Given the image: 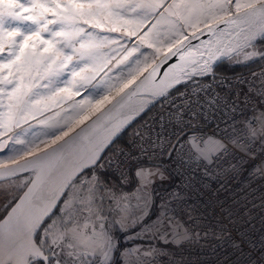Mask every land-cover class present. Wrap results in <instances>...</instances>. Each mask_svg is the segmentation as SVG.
I'll return each mask as SVG.
<instances>
[{"label": "snow or ice", "instance_id": "1", "mask_svg": "<svg viewBox=\"0 0 264 264\" xmlns=\"http://www.w3.org/2000/svg\"><path fill=\"white\" fill-rule=\"evenodd\" d=\"M137 7L155 10L162 5L133 6L105 0H0V137H7L0 140V151L7 148L11 160L45 143L41 137H56L53 147L0 169V178L27 171L35 176L28 181L31 187L25 198L8 219L0 221V264H114L117 252L120 264H146L153 250H121L117 233H125L128 240L159 237L176 244L191 238L169 207V200L161 201L159 213L153 214L152 186L157 178L164 179L162 160L171 161L176 172L183 175L181 169L193 164L207 167L227 156L229 145L254 162L264 156V72L253 73L249 80L216 82V87L229 92L237 86L246 87L244 103L248 104L251 97L258 98L259 103L253 104L252 115L242 122L243 128H238L235 121L230 123L229 117L222 120L223 128L216 123L211 135L202 134L201 120L212 122L217 112L227 117L239 105L236 100L229 103L228 96L216 92L211 84L196 83L200 78L214 80L215 64L233 55L244 54L238 63L264 59V53L246 51L264 42V0H184L165 9L170 12L183 8L190 15L214 21L200 33L209 35L208 42L200 43L204 48L215 47L219 56L211 49L206 56L201 52L198 59L202 58V63L153 93V100L166 97L169 89L178 96L168 102L166 111L138 128L125 146L113 148L149 102L113 115L117 108L123 109L122 101L128 94L124 88L133 82L120 89L123 95L109 97L122 77L113 79L104 72L108 59L101 56V49L109 46V51L118 55L126 50L121 43L125 36L137 37L138 46L149 40L152 28L140 35L139 25L125 36L109 35L119 31L115 25L121 11L126 14ZM220 23L235 33H229V42L223 45L219 41L213 44L212 40L224 31ZM102 29L106 32L98 31ZM130 55L128 52L113 67L125 64ZM189 82L194 83L190 91L180 92L176 87ZM82 90L84 96L76 100ZM66 102L74 116L90 109L94 119L84 124L91 118L84 116L77 122L84 125L79 131L69 127L72 118L63 123L57 120L58 112L37 119ZM97 128L102 129V135ZM59 132L63 135H57ZM253 172L264 174V159L254 163ZM29 197L32 207L21 212L24 199Z\"/></svg>", "mask_w": 264, "mask_h": 264}, {"label": "rangeland", "instance_id": "2", "mask_svg": "<svg viewBox=\"0 0 264 264\" xmlns=\"http://www.w3.org/2000/svg\"><path fill=\"white\" fill-rule=\"evenodd\" d=\"M105 2H118L133 6L137 3H161L162 5V7L155 10L137 7L135 11L129 10L126 14L121 11L119 22L115 25L119 31L109 33V35L114 37L125 36L126 33L136 30L138 25L140 26V35L149 28H152V32L149 33V40L142 46H138L139 40L137 37L125 36L121 43L124 44L126 50L119 52L118 55L110 52L109 46L101 49V56L108 59V68H112L111 72H108V68H105L104 72H107L113 79L116 76L122 77L117 87L108 94L110 98L115 97L120 89L124 88L125 84L142 74L182 38L214 22L209 21L204 16L190 15L188 10L183 8H173L170 12L165 11L170 5L183 3L184 0H105ZM241 2H244V0H241ZM123 21H127V23L125 24ZM98 31L106 32V29ZM44 38L47 39V36L44 35ZM37 49H39V43H37ZM253 50L264 53V42L257 43L255 49H246L247 52ZM128 52H131V55L128 56L125 64L114 68L113 65L116 64V61L128 55ZM243 58V53L234 55L231 59H228V65L240 68L251 67L254 64H260V66L248 72L234 74L233 77L228 75L224 78L211 80L212 82L209 83L211 85L215 84L212 87L216 92L227 95L229 103L236 100L239 105L237 111L234 114L229 113L227 117L224 116L223 112H217L212 122L206 123L201 120V124L204 125L202 134L211 135L216 128V123H219L220 127L223 128L224 123L222 120L229 119V117L231 118L230 123L235 121L238 128H243L242 122L252 115L253 104L258 105L259 101L256 97H251L248 104L244 103V94L247 92L246 87L237 86L230 92L227 89L216 87V82L220 80L229 82L237 78L249 80L252 78L253 73L264 72V59L238 63ZM237 92H239V96H237ZM83 96L84 91L82 90L81 95L75 97V99L79 100ZM162 102H159L162 103V106L158 108L166 111L169 107V101ZM65 108L68 109L67 113L61 110ZM57 112L59 116H55ZM150 112L151 109L143 117L141 116L140 120L132 124L129 129L128 141L138 128L151 120ZM52 116H55L61 123L64 119L72 118L73 122L69 127L74 130L79 126L77 122L83 119L84 116L91 117V110L86 109L79 116H74L69 104L66 102L59 108H54L45 113L44 117H38L37 119ZM29 123H34V121H29ZM24 126L26 125H22V127ZM67 130L68 128H65V131ZM13 131H19V129ZM8 135H11V133ZM57 135L62 136L63 133L59 132ZM55 138L54 136L41 137L40 139L44 140L45 143L39 144L38 147H32L28 152L14 156L11 160L7 158L10 153L5 148L0 151V165L40 151L51 145L52 140ZM4 139H7V137H0V140ZM9 144H11V141H9ZM125 145L126 143L115 144L113 148ZM16 147L20 148L22 146L16 145ZM256 147L259 148V145L257 144ZM229 148L231 149L230 154L222 157L219 161H214L210 166L193 164L191 168L181 169L183 175L176 172L175 165L171 161L164 159L160 162L164 179L157 178L152 186L155 202L152 209L153 214L159 213L161 201L169 200V207L174 210L175 215L182 222L183 228L191 235L190 239L181 240L179 244H176L171 242L170 239L169 242H165L159 237L128 240L124 238L125 233H117L121 250L132 247L153 250L152 257L158 255L159 264H256L257 261L264 262V196L262 197L264 174L258 175L253 172L254 163H259L261 159H264V156L258 157L254 162L232 145H229ZM108 154L111 155V151ZM33 177V173L27 171L0 181V220L13 206L29 184L28 181ZM124 190L128 191L130 188ZM197 234L199 235L197 236ZM128 235H131V233H128ZM236 244L241 246L238 248ZM113 260L114 264H120L118 252L114 255Z\"/></svg>", "mask_w": 264, "mask_h": 264}, {"label": "water", "instance_id": "3", "mask_svg": "<svg viewBox=\"0 0 264 264\" xmlns=\"http://www.w3.org/2000/svg\"><path fill=\"white\" fill-rule=\"evenodd\" d=\"M224 20L228 19L227 16L223 17ZM214 23V22H212ZM212 23H209L198 30L192 32L191 34H188L184 38H182L178 43H176L174 46H172L170 49H168L165 53H163L151 66H149L139 77H137L135 80H133L132 84H129L128 88H124V92L128 93L124 100L122 101L123 109L117 108L113 115L119 116L121 111H126L128 109L134 108L139 106L141 103L149 102L148 107L145 109L144 112H142L139 116H137L131 123V125L139 119L140 116H142L144 113H146L149 109H151L161 98H156L155 100L152 99V94L159 91L162 88H165L167 85L171 84L175 79L179 78L184 71H190L192 66H194L197 63H202V58L198 59L200 57V53H205V56L207 55V52L209 49L211 51L215 52L217 56H219V52H216V48L212 45H209V48H204L201 46V41L208 42L209 35H200V33L204 30L205 27L212 26ZM219 27L223 29L224 31L222 33H217L213 38V44H215L216 41H219L221 45L226 44L229 42V36L228 34L231 33L234 35L235 33L232 32L231 29L225 28V25L223 23L219 24ZM198 36V39H193V36ZM187 38V39H185ZM191 44V47H184L181 48V44ZM177 49H180L176 56H172V53L177 52ZM234 56V55H233ZM228 59H223L220 62L215 64V67L213 71L215 72V69L217 66H219L222 62L227 61ZM180 85H176V87H179ZM173 89H169V92ZM120 93V92H119ZM123 95V93H120ZM117 96V95H116ZM115 96V97H116ZM130 114V113H129ZM94 119V117H91L87 121L84 122V124H90L91 120ZM130 125V126H131ZM84 125L78 126L74 131H79L80 127H83ZM129 126V127H130ZM127 127V129L129 128ZM97 132H99L102 135V129L97 128ZM71 134V133H70ZM67 139V137H65ZM53 145H50L46 148H51ZM45 148V149H46ZM45 149L38 151L34 154H39L43 152ZM30 158V156H27L23 159H20L18 161L1 165L0 169L3 167H12L14 163H22L25 159ZM20 173H17L18 175ZM15 175V176H16ZM14 176H4L3 178H0V181L12 178ZM35 176L33 177V179ZM29 187H31L30 184L27 185L25 190L22 192V194L19 196V198L16 200V202L13 204V206L9 209V211L4 215V217L0 221H4L9 218V214L12 213V210L16 208L18 204L21 203V198H25V194L28 193ZM32 207L31 198L24 199V203L21 208V212H26Z\"/></svg>", "mask_w": 264, "mask_h": 264}, {"label": "built area", "instance_id": "4", "mask_svg": "<svg viewBox=\"0 0 264 264\" xmlns=\"http://www.w3.org/2000/svg\"><path fill=\"white\" fill-rule=\"evenodd\" d=\"M215 74V79L214 80H217V79H220V78H224V77H227L228 75H221V74H218L216 72H214ZM233 77V75H231ZM211 78H208V79H205V78H200L196 81V83H200V84H209L210 82H212ZM215 85V84H214ZM212 85V86H214ZM194 86V83L193 82H189L187 83L186 85H180L179 87V91L180 92H185V91H189L192 87ZM178 96V93L175 91V90H171L169 92V94L166 96V97H163L161 98L152 108H151V120L148 122V123H151L153 121V118L154 117H157L158 114H160L162 111V109H159L158 107L162 106V101H164L165 103V100L166 101H170L172 100L173 98L177 97ZM159 102H162V103H159ZM178 102V101H177ZM158 103L160 104L158 106ZM153 109V110H152ZM264 196V189H263V192H262V197ZM261 197V199H262ZM263 201V200H262ZM258 206V205H257ZM146 264H159V257L158 255H154L153 257H149L147 258V261H146Z\"/></svg>", "mask_w": 264, "mask_h": 264}, {"label": "trees", "instance_id": "5", "mask_svg": "<svg viewBox=\"0 0 264 264\" xmlns=\"http://www.w3.org/2000/svg\"><path fill=\"white\" fill-rule=\"evenodd\" d=\"M259 66H260V64H254L251 67L240 68L238 66L228 65V60H227V61L222 62L219 66H217V68L215 69V72L218 73V74H221V75H234V74H237V73L248 72L250 70L258 68ZM140 119H138V120H140ZM130 128H131V126L123 133V135L116 142V144H125L128 141V138H129L128 134H129V129Z\"/></svg>", "mask_w": 264, "mask_h": 264}, {"label": "bare ground", "instance_id": "6", "mask_svg": "<svg viewBox=\"0 0 264 264\" xmlns=\"http://www.w3.org/2000/svg\"><path fill=\"white\" fill-rule=\"evenodd\" d=\"M169 49H170V48H169ZM140 75H141V74H140ZM140 75H139V76H140ZM139 76H138V77H139ZM135 79H136V78H135ZM135 79H134V80H135ZM149 110H150V109H149ZM149 110H148V111H149ZM148 111H147V112H148ZM144 114H145V113H144ZM144 114H143V115H144ZM143 115H142V116H143ZM140 117H141V116H140ZM140 117H139V118H140ZM86 121H87V120H86ZM136 121H137V120H136ZM134 123H135V122H134ZM134 123H133V124H134ZM79 126H80V125H79ZM131 126H132V125H131ZM75 129H76V128H75ZM75 129H74V130H75ZM51 145H52V144H51ZM49 146H50V145H49ZM47 147H48V146H47ZM45 148H46V147H45ZM45 148H43V149H45ZM43 149H42V150H43ZM40 151H41V150H40ZM37 152H38V151H37ZM35 153H36V152H35ZM32 154H34V153H32ZM29 156H30V155H29ZM24 158H25V157H24ZM22 159H23V158H22ZM19 160H20V159H19ZM15 161H18V160H15ZM15 161H13V162H15ZM10 163H12V162H10ZM7 164H9V163H7ZM3 165H5V164H3ZM0 166H1V165H0ZM33 176H34V174H33ZM232 223H233V222H232ZM234 225H235V224H234ZM219 237H220V236H219ZM219 237H218V238H219ZM223 237H224V236H223ZM223 237H222V238H223ZM213 241H214V240H213ZM211 242H212V241H211ZM218 244H219V243H218ZM216 245H217V244H216ZM213 246H214V245H213ZM229 246H230V245H229ZM231 247H232V246H231ZM218 248H219V247H218ZM211 249H212V248H211ZM222 250H223V248H222ZM214 252H215V251H214Z\"/></svg>", "mask_w": 264, "mask_h": 264}]
</instances>
